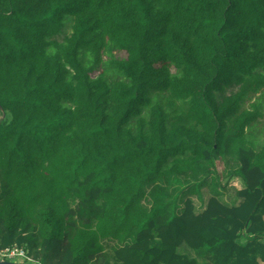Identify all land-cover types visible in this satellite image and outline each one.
<instances>
[{
	"label": "trees",
	"instance_id": "trees-1",
	"mask_svg": "<svg viewBox=\"0 0 264 264\" xmlns=\"http://www.w3.org/2000/svg\"><path fill=\"white\" fill-rule=\"evenodd\" d=\"M230 158L240 202L197 211ZM13 246L42 264H264V0H0Z\"/></svg>",
	"mask_w": 264,
	"mask_h": 264
},
{
	"label": "rangeland",
	"instance_id": "rangeland-1",
	"mask_svg": "<svg viewBox=\"0 0 264 264\" xmlns=\"http://www.w3.org/2000/svg\"><path fill=\"white\" fill-rule=\"evenodd\" d=\"M68 33L71 31V28L67 29ZM63 38V35L60 36ZM126 53L121 51L117 53L119 57H125ZM232 90H228L230 93ZM253 133L257 138H261L260 128L257 127L253 130ZM237 166L236 159H229V163L223 160H219L216 164L217 169V180H212V177H209L208 183L209 185L204 187L201 192L193 195V199L196 204L197 211L203 210L205 205L207 204L208 199L212 194L217 193L219 197L228 202L230 204H237L240 202L241 198L238 196V191L244 187L243 180L233 173L234 169ZM242 243H245V240H239ZM21 249L17 251L15 254H3L0 252V259H8L12 261H16L22 264H42L39 261H36L29 256L27 252L24 254L20 253ZM181 252L184 254L195 255V251L193 249L188 248L187 246H183L181 248ZM110 264H114L112 259L110 260Z\"/></svg>",
	"mask_w": 264,
	"mask_h": 264
},
{
	"label": "built area",
	"instance_id": "built-area-1",
	"mask_svg": "<svg viewBox=\"0 0 264 264\" xmlns=\"http://www.w3.org/2000/svg\"><path fill=\"white\" fill-rule=\"evenodd\" d=\"M19 249H21V251H20L21 254H24V252H26L23 248H20L18 246H13V247L5 248V249H0V252L3 253L4 255L7 254V253H10L12 255V254H15L17 251H19Z\"/></svg>",
	"mask_w": 264,
	"mask_h": 264
},
{
	"label": "water",
	"instance_id": "water-1",
	"mask_svg": "<svg viewBox=\"0 0 264 264\" xmlns=\"http://www.w3.org/2000/svg\"><path fill=\"white\" fill-rule=\"evenodd\" d=\"M0 264H22V263H19V262H16V261H11V260H8V259H0Z\"/></svg>",
	"mask_w": 264,
	"mask_h": 264
}]
</instances>
